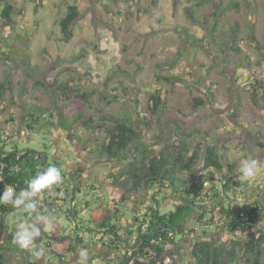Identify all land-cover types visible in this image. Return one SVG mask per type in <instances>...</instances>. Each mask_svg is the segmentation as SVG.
Instances as JSON below:
<instances>
[{"label": "rangeland", "instance_id": "1", "mask_svg": "<svg viewBox=\"0 0 264 264\" xmlns=\"http://www.w3.org/2000/svg\"><path fill=\"white\" fill-rule=\"evenodd\" d=\"M8 1L14 4L17 25L12 31L0 18V56L6 52L10 58L0 57V148L5 144L2 138L16 142L19 150L49 148L51 161L63 162L69 181L83 190L78 196L77 218L68 219L65 215L68 209L73 213L71 203L56 207L58 210L51 213L46 210V201L40 198L37 202L32 216L41 213L55 217L62 229L61 236L72 234L77 223H82L78 233L87 227L94 210L84 206L86 200L96 203L103 194L104 200L106 197L110 201L122 193L113 186L111 174L125 163L107 158L94 163L98 159L85 150L102 144L104 130L96 134L84 127L82 121L75 122L80 113L83 120L94 118L95 125L100 124L103 114L131 115L142 128L145 144L154 150L165 146L173 150L179 138L185 140V134L195 132V137L187 139L191 150L199 143L213 145L238 161L239 166L248 159L264 163V0ZM69 4L77 5L80 16L66 43L60 21ZM186 11L192 12L199 23L189 20ZM236 23L237 39H233ZM254 36L258 45L252 40ZM233 44L240 48L239 52L230 49ZM171 77L177 79L165 80ZM57 79L74 80L84 91H93L92 106L76 102L55 105L51 90ZM256 80L263 83L259 92L253 87ZM158 88L167 98L162 127L149 111L150 95ZM198 99L205 103L195 106ZM25 107L44 108L47 116L54 115L52 123L45 122L36 132H30L24 127ZM61 115L72 123L70 130L63 129ZM147 116L151 118L149 128L142 120ZM9 145L5 147L7 151L11 149ZM89 181L98 186L97 193L91 192ZM251 186L264 188V174L248 184L241 203L254 199ZM147 196L143 191L138 199L143 201ZM260 197L258 201L264 208V194ZM148 201L146 205L131 200L122 202L124 214L119 218L120 225L136 228L144 224L145 214L152 206ZM241 203H235L233 208L238 210ZM173 209L171 200L163 201V213ZM17 211L29 217L26 211ZM135 216L140 222L135 221ZM196 218H189V229L196 225ZM22 219L13 210L7 214L12 230ZM52 229L41 227L35 245L45 249V256L36 260L31 253V263L77 264L79 255L70 254L64 261L59 260L65 247L53 239ZM260 230H264V214ZM195 235L201 236V229ZM214 237L219 239L222 235L211 231L209 238ZM96 241L98 245L89 254L88 264H105L103 257L109 259L111 255L115 259L122 250L115 248L124 247L107 240L111 249H106L103 241ZM192 242V234L187 232L182 249L172 252L173 258L167 262L194 264ZM8 254L6 264L25 262L22 253Z\"/></svg>", "mask_w": 264, "mask_h": 264}, {"label": "trees", "instance_id": "2", "mask_svg": "<svg viewBox=\"0 0 264 264\" xmlns=\"http://www.w3.org/2000/svg\"><path fill=\"white\" fill-rule=\"evenodd\" d=\"M174 5L176 6V3ZM234 5L237 7V3ZM0 8L2 23L13 31L17 25L13 2L0 0ZM186 12L189 20L195 24L199 23L192 12ZM79 16L77 5L69 4L66 15L60 21L61 33L66 43L73 35V27ZM255 23L254 19L251 24ZM216 24V22L213 24V30ZM238 27L237 23L233 26V39H237ZM252 40L258 45L255 36ZM233 45L230 49L239 52L240 48ZM0 57L5 60L10 59L6 52H2ZM175 79L177 78H165L166 81H175ZM255 83L257 85L253 84V87L257 92L262 90L263 83L258 80ZM51 92L55 105L76 102L92 106L93 91H84L74 80L57 79ZM112 98L117 99L116 96ZM253 98L257 103L256 93L253 94ZM203 103H205L203 99L195 100V106ZM166 106L167 98L161 89L158 88L151 93L149 111L151 117L157 119L160 127ZM25 109L24 127L30 132H36L45 122L52 123L50 119L54 115L47 116L44 108L25 107ZM82 118L80 113L74 121H82L84 127L96 134L104 130L102 144L94 149L85 150L98 159L94 163L98 164L101 158L119 164L125 163L116 173L111 174L113 186L122 193L120 198L115 196L110 201L106 197L104 200L103 194L98 196L96 203L86 200L84 206L94 211L90 212L88 225L82 233H78L81 230L79 225L82 223H77L75 231L71 230L72 234L61 236V227L56 220L53 221L51 236L55 241H61L65 247L59 260L64 261V257L70 254L79 255L82 249L90 254L94 246L98 245L96 240L100 239L104 242L102 245L106 247H110L107 240L116 241L124 246L116 247V251L122 249L121 253L115 259L111 257L106 259L105 264H171L167 260H172L174 256L172 252L176 253L182 249L183 238L187 232H190L193 238L191 254L194 264H240L241 261L249 264L264 263L262 262L264 230H260L264 208L257 200H245V204L241 203L245 198V191L249 189V183L239 179L241 173L238 161L232 160L228 154L213 145L204 146L199 143L196 149L191 150L187 145V139L195 137V132L185 134L187 137L185 140L179 138V143L177 142L173 147L175 151L166 146L154 150L150 145L145 144L142 128L133 122L131 115L103 114L99 117L98 125H95L94 118L88 120ZM61 119L63 129L70 130L72 123L62 115ZM142 120L144 126L149 128L151 118L147 116ZM109 123L107 127L104 125ZM177 130H180L179 126ZM2 140L5 144L0 148V194L6 187L14 189L18 194L27 188L28 181L46 171L49 166H55L61 172L62 182L53 186L51 191L45 190L36 200L38 202L42 198L46 201V210L51 213L58 210L56 207L63 208L71 203L73 213L68 209L65 215L68 219L72 216L77 218L78 196L83 190L69 181L63 162L51 161L49 148H44L43 151L30 148L19 150L16 142L9 143L7 138ZM7 144H10L11 149H8L10 151L5 148ZM260 147L263 145L260 144ZM183 175L188 177L183 178ZM88 187L91 192L97 193L98 186L94 181H89ZM143 191L148 195V199L141 201L138 196ZM127 200L138 205H146V201L149 200L148 203L152 206L145 214L144 224H138L136 228L120 225L119 218L124 214L121 203ZM168 200L172 201L174 209L163 213L161 205L163 201ZM237 202L241 203L238 211L233 208ZM19 209L11 203L0 202V264L7 263L8 253L12 251L22 253L21 257L25 259L23 264H33L31 252L20 248L14 242L17 229L12 230L7 222V214L12 210L17 218L31 222L27 215L17 211ZM193 215L197 216L196 227L189 229L188 220ZM139 220L140 218L135 216L137 223L140 222ZM198 229L202 231L201 236L195 235ZM211 231L222 237L209 238ZM179 237L181 239L177 241ZM47 245L51 247V243Z\"/></svg>", "mask_w": 264, "mask_h": 264}, {"label": "clouds", "instance_id": "3", "mask_svg": "<svg viewBox=\"0 0 264 264\" xmlns=\"http://www.w3.org/2000/svg\"><path fill=\"white\" fill-rule=\"evenodd\" d=\"M239 179L252 183L257 177L264 174V163L255 159L242 160L240 162ZM62 182L60 170L55 166H49L46 171L39 173L35 178L28 181L26 189L18 194L14 189L6 187L0 194V202L11 203L14 207L20 208L29 214L31 222L23 221L17 224V230L14 235V242L22 249L29 250L36 260L45 256L44 248H37L35 240L41 235V227L45 230H51L55 217L37 213L32 216L37 208L36 198L45 190L51 191L53 186ZM89 253L87 250H80L77 264H88Z\"/></svg>", "mask_w": 264, "mask_h": 264}, {"label": "crops", "instance_id": "4", "mask_svg": "<svg viewBox=\"0 0 264 264\" xmlns=\"http://www.w3.org/2000/svg\"><path fill=\"white\" fill-rule=\"evenodd\" d=\"M263 161H264V159H263ZM248 190V189H247ZM250 192H251V194L252 193H254V194H252L253 195V200H261V197L260 196H262V193L264 194V188L263 187H261V186H251L250 187ZM262 191V192H261ZM261 192V193H260ZM237 204H238V202H237ZM235 210H236V208H235ZM238 210H240V207L238 208ZM238 210H236V211H238ZM100 247V246H99ZM105 248L106 249H108V248H110L111 249V246L110 247H106L105 246ZM100 250H102V249H100ZM99 251V250H98ZM104 258V260H105V258L106 257H103Z\"/></svg>", "mask_w": 264, "mask_h": 264}, {"label": "flooded vegetation", "instance_id": "5", "mask_svg": "<svg viewBox=\"0 0 264 264\" xmlns=\"http://www.w3.org/2000/svg\"><path fill=\"white\" fill-rule=\"evenodd\" d=\"M113 247V246H112ZM111 257V255L108 257V258H110ZM107 258H105V260H106Z\"/></svg>", "mask_w": 264, "mask_h": 264}]
</instances>
